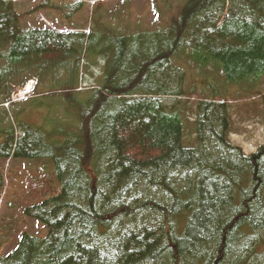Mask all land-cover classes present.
Returning <instances> with one entry per match:
<instances>
[{"label":"trees","instance_id":"trees-1","mask_svg":"<svg viewBox=\"0 0 264 264\" xmlns=\"http://www.w3.org/2000/svg\"><path fill=\"white\" fill-rule=\"evenodd\" d=\"M13 2L0 0V160L40 165L24 214L46 236L22 233L0 264H264V144L249 155L233 144L223 94L184 100L182 61L207 89L244 83L253 97L235 104L264 113V0H185L165 28L103 25L94 51L90 31L25 20L49 8L70 16L80 2ZM99 62L94 84L79 89ZM31 77L47 79L32 96H58L62 117L5 121L2 105L15 106L11 94Z\"/></svg>","mask_w":264,"mask_h":264},{"label":"rangeland","instance_id":"rangeland-1","mask_svg":"<svg viewBox=\"0 0 264 264\" xmlns=\"http://www.w3.org/2000/svg\"><path fill=\"white\" fill-rule=\"evenodd\" d=\"M13 1L15 4L14 7L27 8L28 5L32 7L36 6L39 0H29L25 5L18 3V0ZM93 1L50 0L52 5L68 6L75 2H80L82 6L77 13L71 14L70 16H62L58 11H53L49 8L41 10L37 15L25 17L26 19H24L28 23L27 26L33 28L41 27L43 22L40 19L43 18L55 29L62 28L67 31L72 28L82 29L87 31V33L90 31L91 51H94L100 47L98 40L103 25L121 34H130L141 29L157 30L159 28H165L170 25L171 18L177 16L179 7L185 0H98V3L94 7H91ZM22 22L23 20L21 19L19 21L21 26ZM86 58L93 60L95 55H86ZM182 61H186V65L184 66L186 72L184 88L190 97V99L184 100L192 104L200 98L212 97L216 92L223 94L226 98L230 99L229 104L232 106L231 116L234 133L231 135V141L233 144L240 146L245 154H250L258 145L263 144L264 113L261 114L253 106L238 108L234 100L237 99L238 101L244 102L251 100L253 96L250 93L253 90H246L244 83L240 85L237 83H229L225 78L211 81L210 84L212 86L210 85L207 89L205 87V84L208 83L207 80L204 78L197 79L196 77V74H199V70L183 57ZM172 64H175V62L172 61ZM83 65H85V62ZM102 65L99 62L88 67L86 71L88 73L86 75L88 76H83L84 78L79 85L81 88L79 89H85L94 84L96 77L100 75ZM209 71L211 70L209 69ZM89 74L94 75L93 78L89 77ZM31 80L34 81L35 88L36 85L41 87L38 90L40 92L46 91V86L49 85L47 79L44 83L42 80V83L39 84L36 78L31 77ZM262 85L264 87V81ZM46 93H49V95L45 96ZM46 93L32 97L31 100L37 99L45 101V103L47 102L49 104V108L44 107L45 103L41 107L35 104H15L12 107L3 106L8 111L7 119L5 114H3L5 121L8 119L10 121L14 120V115L20 112L19 119L28 125L37 127L41 123L44 124L46 119L50 117H52L51 120L62 117V107L57 102H54L59 97L55 95L51 97L52 92ZM17 94L13 96V99H16ZM23 96L24 93L21 92V99ZM0 113H2V110ZM44 117L46 118L45 120H43ZM0 120H2V117ZM46 126L48 127V125ZM19 134L20 132L17 135ZM192 138L191 144L194 143V135ZM33 164L34 162L32 160L28 161L19 157L0 160V169L3 174V187L0 189V255H6L11 252L16 247L22 233H27L38 238H44L46 236L44 226L39 221L37 222V220L28 218L24 214V209L34 202L27 194V189L24 186L29 182L27 180H31L36 173L42 172V169L39 167L40 165L34 167Z\"/></svg>","mask_w":264,"mask_h":264}]
</instances>
